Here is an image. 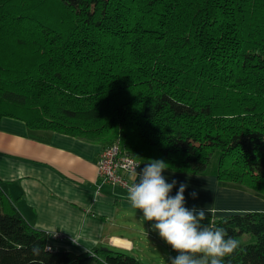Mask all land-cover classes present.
Masks as SVG:
<instances>
[{
  "label": "trees",
  "instance_id": "16d2710c",
  "mask_svg": "<svg viewBox=\"0 0 264 264\" xmlns=\"http://www.w3.org/2000/svg\"><path fill=\"white\" fill-rule=\"evenodd\" d=\"M3 117L264 194V0H0ZM205 223L239 241L224 264H264V211ZM0 264L145 263L49 247L0 186Z\"/></svg>",
  "mask_w": 264,
  "mask_h": 264
},
{
  "label": "crops",
  "instance_id": "0c3cea01",
  "mask_svg": "<svg viewBox=\"0 0 264 264\" xmlns=\"http://www.w3.org/2000/svg\"><path fill=\"white\" fill-rule=\"evenodd\" d=\"M103 147L101 142L55 131L37 134L23 120L3 117L0 186L24 220L46 233L49 247L75 253L117 250L145 264L167 263V243L152 229L154 222L143 221L142 211L131 208L126 188L97 177ZM145 163H139L137 172ZM164 174L168 182L188 184L184 195L189 208L194 207L189 202L194 200L192 191L202 199L217 189L215 176L170 170Z\"/></svg>",
  "mask_w": 264,
  "mask_h": 264
},
{
  "label": "clouds",
  "instance_id": "9594fccd",
  "mask_svg": "<svg viewBox=\"0 0 264 264\" xmlns=\"http://www.w3.org/2000/svg\"><path fill=\"white\" fill-rule=\"evenodd\" d=\"M140 164H132L129 173L134 178L127 188V199L134 210L142 211L143 221H153L158 232L171 249L169 264H224V258L239 247V241L222 227L205 223L207 209L186 206L188 184L169 178L164 173L170 164L163 159H151L137 172ZM178 185V187H177ZM176 192L172 195L173 189ZM190 196L198 197L196 191Z\"/></svg>",
  "mask_w": 264,
  "mask_h": 264
},
{
  "label": "rangeland",
  "instance_id": "374dc122",
  "mask_svg": "<svg viewBox=\"0 0 264 264\" xmlns=\"http://www.w3.org/2000/svg\"><path fill=\"white\" fill-rule=\"evenodd\" d=\"M17 113L19 112L17 111ZM42 131L43 130L36 129L35 133L38 134V132ZM210 166H214L213 161H211ZM231 167L233 170L238 168L234 165H231ZM205 176L213 177L212 175ZM215 178L216 177H213V181ZM237 180L240 182L242 181V183H236ZM214 182L216 183V191H211L210 193L205 194L202 199L196 198L194 200H190L189 202L192 206L207 209L209 215L212 214L218 217H222L229 213H244L250 210L264 211V194H261L253 189L251 185L254 183L249 179H246V175L235 176L229 179H225L221 176L219 181L217 180ZM262 183L263 185L261 186L264 187V181ZM208 195L211 196L208 197ZM246 240L247 237L242 235L240 241L243 242ZM160 253L162 254L161 251Z\"/></svg>",
  "mask_w": 264,
  "mask_h": 264
},
{
  "label": "built area",
  "instance_id": "2783aa9c",
  "mask_svg": "<svg viewBox=\"0 0 264 264\" xmlns=\"http://www.w3.org/2000/svg\"><path fill=\"white\" fill-rule=\"evenodd\" d=\"M132 164L139 163L127 154L118 142H112L104 146L99 153L97 177L103 183L117 184L127 189L132 182L129 173Z\"/></svg>",
  "mask_w": 264,
  "mask_h": 264
}]
</instances>
